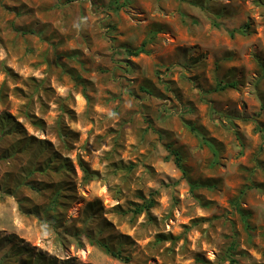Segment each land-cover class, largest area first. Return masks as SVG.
Wrapping results in <instances>:
<instances>
[{
	"label": "rangeland",
	"instance_id": "rangeland-1",
	"mask_svg": "<svg viewBox=\"0 0 264 264\" xmlns=\"http://www.w3.org/2000/svg\"><path fill=\"white\" fill-rule=\"evenodd\" d=\"M0 264H264V0H0Z\"/></svg>",
	"mask_w": 264,
	"mask_h": 264
},
{
	"label": "trees",
	"instance_id": "trees-1",
	"mask_svg": "<svg viewBox=\"0 0 264 264\" xmlns=\"http://www.w3.org/2000/svg\"><path fill=\"white\" fill-rule=\"evenodd\" d=\"M248 26L245 25L243 27H241L240 29L238 30H235L233 32L230 33V36H233L235 33H238V34H244L245 33V29H247ZM146 46V43H143L141 48L139 50H135V51H131V50H128L126 51V53L128 54V56L130 57H137L141 54H144L146 53L144 51V47ZM236 86V84L232 83V84H226V85H222V86H217L216 88V91H224L228 88L230 89H234ZM172 156L174 157V164L175 166L182 172V174L185 176V172L183 170V165H182V160L180 158V156L178 155V153L172 151L171 152ZM80 168L84 174V180L85 181H90L92 178H91V174L90 172L83 166L82 163H80ZM153 200L152 199H149L147 200L146 202H144V204L135 209L134 210V215H140L142 213H147L150 209L153 208ZM92 245H95L96 247L100 248L101 250H103V252H105L108 256H110L111 258H114V259H117V260H120L124 263H127L128 262V259L127 258H123V256L121 255V253L119 251H111L107 245L99 242V241H92L91 242Z\"/></svg>",
	"mask_w": 264,
	"mask_h": 264
}]
</instances>
